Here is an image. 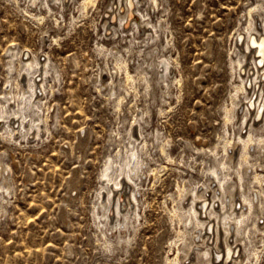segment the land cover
Masks as SVG:
<instances>
[{
    "label": "rangeland",
    "instance_id": "rangeland-1",
    "mask_svg": "<svg viewBox=\"0 0 264 264\" xmlns=\"http://www.w3.org/2000/svg\"><path fill=\"white\" fill-rule=\"evenodd\" d=\"M43 1L0 0V101L9 81L15 92L22 84L23 53L48 56L59 74L44 82L35 108L44 128L36 137L10 136L0 123V163L9 185L0 189V264H173L176 255L195 262L194 251L187 258L183 252V242L196 239L193 226L178 215L189 203L187 191L210 183V170L247 133L228 112L236 111L232 97L240 82L232 61L241 52L236 36L244 37L247 21L263 15L264 0H143L134 8L138 21L162 25L152 42L131 23L134 33L105 29L113 0H94L85 10L82 0L52 9ZM10 47L17 51L11 73ZM162 56L170 59L165 82L157 81L155 65ZM125 69L133 76L128 80ZM14 102L5 106L14 110ZM251 144L247 168H231L229 175L242 174L238 181L255 204L258 226H250L238 251L245 262L264 264V143L261 150ZM132 146L141 175L139 216L122 232L124 240L99 221L96 202L107 159L119 160ZM241 147L233 149L236 159ZM252 248L257 257L248 256Z\"/></svg>",
    "mask_w": 264,
    "mask_h": 264
},
{
    "label": "bare ground",
    "instance_id": "bare-ground-1",
    "mask_svg": "<svg viewBox=\"0 0 264 264\" xmlns=\"http://www.w3.org/2000/svg\"><path fill=\"white\" fill-rule=\"evenodd\" d=\"M36 1L37 0H32L33 3H35ZM69 1L70 0H44L42 3H44L45 7H47L48 9H52L51 7L52 5L65 6ZM142 1L143 0H129L128 3V0H113L114 3H111L109 5V9H108L109 11L105 14L108 16L107 18H104V22H103L105 29L107 30V28L110 27L111 28L110 30L115 34L117 32V28L120 26H121L120 29L121 28L123 29L121 33H123V31L130 32L134 29V27H136L137 29L142 28V30H138L142 38L148 37L150 42H152L151 40L154 41L157 40L160 36L159 30L162 29V25L161 24L156 25L150 23L143 18H139L141 20L138 21L137 16H139L140 14L136 15L134 13V8L136 10V6L139 5V3ZM93 2L94 0H82L80 3L81 9L85 10L88 4ZM250 10L251 7L248 10L249 13ZM127 13L131 14L133 18L131 20H128L126 22V25L123 26V22L127 17ZM259 20H260V25L258 23ZM111 22L112 24H110ZM130 23L134 27L127 28ZM245 25L246 26L244 27L245 28L244 37L242 36V34H239V36L243 37V40L240 42L236 41L238 45V49L241 52H237V59L234 58L235 60L232 61L235 62L236 64L235 67L237 66L238 76L240 78V82L238 83L236 82L237 84L235 85V89H234L235 94H233L234 96L232 97V104H233L232 107L234 108L236 107V111H234L231 108L228 109V112L230 111L234 112L232 113L238 119L239 126L246 129L247 133L245 137L242 135L237 136L238 141L235 140V142H233L235 144L231 146V152L230 155L227 157V159L224 160L222 158V160L219 161L218 166L215 167L212 166L213 168L210 170V183L195 188L192 191L190 190L187 191L186 193L188 194L187 201L189 200V203L186 209L183 210L182 213L178 215V217L184 218L185 226L186 224L188 226L190 225L193 226L191 234L196 239L187 243L183 242L185 248L183 252H184V257L187 258L189 254L192 251H194L195 252L194 259H196V261L195 262L190 261L189 263H184V261L182 260L180 261L178 259V256L176 255L170 261L173 264H229V263L253 264V262L251 263L248 260L247 262H245L244 257L239 251L236 254H233L234 249L238 247L237 246L238 244H241L243 248L246 247V243L243 242L244 240L243 236L249 235L246 233L248 232L250 226L253 228L255 227L256 231H257L256 228L258 226L256 227L255 219H253L252 217V215L254 216L256 215L255 212L256 210L254 211L255 204L253 205L252 203L253 201H251L247 197V194L249 192L246 193L247 189L242 188V184L240 183L242 181L240 182L238 181V179L242 180V174H240V172H237L236 174L237 180H232V178L229 175V170L231 168H235V167L240 168L242 166L247 168V164L249 163V159H248L249 151L247 152V149L250 148L251 143H253L251 144L252 146L256 144L260 146V148L258 147L260 150L263 148L260 144L264 143V132H261L264 131V84L260 82L261 81L260 77L262 74H264V13L263 15H259V14L256 15V20L255 19L253 21L249 20ZM130 33H134V31ZM253 36L255 37V39H253ZM250 37L252 38L251 40ZM157 47L154 45L153 47L154 50L151 51L154 52ZM257 49L259 50L258 52L256 51ZM8 51H9L8 54L9 59L7 66H8V71L11 73L13 69L15 70L13 64L15 60L13 61V59L15 55H17L16 54L17 51H15V48H11V47L10 50L8 49ZM257 53H260V57L262 59L261 66L258 65L259 62L257 61ZM163 56L160 57L158 60H156L155 65L157 66L156 69L158 74L157 81L162 80L165 82V80L171 73V70L169 67L170 59L168 60V58ZM157 57H159V55ZM49 59L48 56H46V58L44 57L37 58L34 55V53L33 54L23 53L21 55V60L19 59L20 60L19 74L22 76L21 78L22 84L20 88L17 89L18 91L16 90L17 92H15L12 88L13 84L9 81V84L7 83L8 85L6 86V90H4L3 94H1V97L4 100V102L0 101V123L3 122L2 129L4 130V132L8 131V134L10 136L14 134L22 133L24 137L28 136L29 134L31 136L35 135L36 137V135L39 134L40 129H42V126L44 128L43 125L44 122L42 121L43 117L41 113H39V111L36 112L37 110L35 108L39 105V102L42 101L41 95L45 91L44 82L47 76H49L51 73L54 74L55 76H59L56 67L54 66L51 67L49 63ZM16 62L18 61L16 60ZM121 62L117 64L123 65V63ZM148 63L150 67L154 65V61ZM124 65L126 64L124 63ZM125 67L126 66H124V68ZM124 71L126 72L125 74L127 80L133 77L132 75H130L127 69H125ZM145 85L146 84H144V86ZM16 86L17 85L15 84L14 87ZM236 98H238L237 101L235 100ZM120 100H121V96H118L117 102H119ZM12 101L16 102V106H15V108L17 107L16 110L15 108L14 110L8 109L9 107H12L11 106ZM261 102L263 105L258 111V107ZM5 103H8V108L5 106ZM261 109L262 112L260 113ZM257 111L258 114H261V118L259 121H255L253 117V114ZM35 113L37 114V118H33L36 116V115L33 116ZM228 114L229 113H227V115ZM227 115H226L227 120H230V118L233 117V115L232 116L231 115L227 116ZM227 143H229L228 140ZM239 143H241L242 149H240L241 151H239L238 153L239 158L236 159L234 157L235 150L233 149L235 146H238ZM138 161H139L138 154L135 147L134 146L129 147V149H127L126 154L123 157H120L119 160L107 159V162L105 163L104 168L102 169L100 174L101 177L100 179H102V185H101V190L97 195V202H96L97 204L96 209L98 210L97 217L102 224L108 226V228L111 231H114L116 233L114 235L117 236V239L126 240L125 235L123 236L122 232L124 231L128 232L129 227L130 226L134 227L135 223L138 221L137 218L139 216V213L137 211V208L139 203L137 201L136 191H135V187L139 186L137 184L138 183L137 180H139L141 176L138 174V169H140ZM2 166H3L2 163H0V179H1L0 189L7 191L9 189V185L6 183V178L3 175V171L5 169H3ZM220 168L225 171L221 173ZM233 174L235 175V172ZM254 177L257 180H259V174H255ZM229 180L230 181L232 180V184L230 183V185H227V183H229ZM104 183H107L105 184L107 185V188H105L106 186H104ZM104 188L106 189L105 194L102 195L101 193L102 190H104ZM238 201L241 202L240 207L237 206ZM263 230H261V232H263ZM253 248L252 250L250 249L251 251L248 252V256L250 254H253L255 255V257H257L258 254L257 252H255L256 251L255 249L253 250ZM222 249H224L225 251H221ZM219 260H221V263H218Z\"/></svg>",
    "mask_w": 264,
    "mask_h": 264
}]
</instances>
